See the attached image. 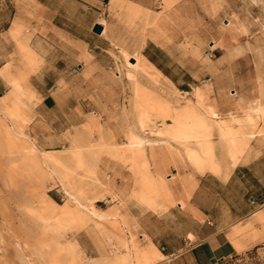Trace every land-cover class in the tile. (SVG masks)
<instances>
[{"label": "rangeland", "instance_id": "obj_1", "mask_svg": "<svg viewBox=\"0 0 264 264\" xmlns=\"http://www.w3.org/2000/svg\"><path fill=\"white\" fill-rule=\"evenodd\" d=\"M142 8L145 12L132 17L123 12L126 23L135 26L142 41L151 35L164 41V47L182 57L177 62L185 65L195 79L184 75V70L169 60H163V64L168 71H175L177 85L163 73L159 76L152 70L142 71L139 66L129 65L126 59L117 61L118 65L114 66L121 75L112 71L111 77L117 82L99 91L77 93L81 100L94 107L88 106L90 112L84 121L66 132L68 138L67 144L61 147L63 150L44 151L38 146L35 135L29 132L33 119L30 105L38 98L20 84L24 78H14L18 85L17 103L0 98V139L6 135L5 126L14 136L18 135V140L21 137L20 142L34 145V157L30 162L22 152L13 153L8 148L3 151L0 147V264H152L164 255L152 242L159 250V255H153L148 249L151 240L138 234L125 218L120 199L108 184V162H121L133 170L134 159H137L143 178L147 174L144 172L151 174L147 149L157 147L163 152L178 153L200 171H220L211 135H198L199 127L193 114L202 105L194 93L195 88L201 91L206 82L214 86L220 83L226 95L234 93L237 98L244 95L251 100L259 97L252 55L256 53L264 74V0H223L212 14L205 12L203 0H175L170 5L159 0L153 10ZM235 16L245 30L228 29ZM221 21H225V29L220 27ZM232 35L236 36L234 43ZM134 46L136 57L143 43ZM125 56L127 58V54ZM231 60L235 67L234 80L240 81L234 84L227 79ZM113 63L111 61L110 66ZM209 63L217 64L221 77L208 70ZM182 81H189L191 85ZM241 83L245 86L243 90ZM224 102V115L237 134L220 135L224 144L229 138L251 137L249 132L261 131L264 135V113L260 109L237 111L229 98ZM232 114H236V118ZM131 132L156 143L153 147L145 144L135 158L129 144ZM195 147L208 148L202 153L206 157L202 165L188 153ZM159 159V165L177 167V163L167 161L166 156ZM167 173L172 174L168 169L158 177L170 183ZM178 180L179 176L173 175L171 182ZM69 182L83 191L80 200L87 206L86 210L80 211L76 199L67 194ZM166 195L165 190L156 194L161 198ZM115 209L116 214H109L108 218L101 219L92 213L94 210L109 213ZM14 236L24 239V248L14 246Z\"/></svg>", "mask_w": 264, "mask_h": 264}, {"label": "crops", "instance_id": "obj_2", "mask_svg": "<svg viewBox=\"0 0 264 264\" xmlns=\"http://www.w3.org/2000/svg\"><path fill=\"white\" fill-rule=\"evenodd\" d=\"M128 1L153 10L159 0ZM128 1L0 0V96L12 89L13 78H24L20 84L38 98L30 105L29 132L44 151L63 150L66 132L84 121L88 106L94 107L77 93L117 82L112 71L117 76L121 71L114 65L125 54L135 60L137 43H143L140 53L176 85L175 71H168L163 60L176 62L195 79L164 41L152 35L142 41L135 26L126 23ZM97 24L100 32L94 30ZM211 139L220 171H200L178 153L147 149L155 180L168 169L172 173L166 174L169 194L154 196L155 207L139 196L137 159L133 170L121 162L107 164L108 184L120 196L125 218L164 255L152 264H264V135L251 137L235 162L220 135ZM162 156L177 167L159 165ZM173 175L179 180L171 182Z\"/></svg>", "mask_w": 264, "mask_h": 264}, {"label": "bare ground", "instance_id": "obj_3", "mask_svg": "<svg viewBox=\"0 0 264 264\" xmlns=\"http://www.w3.org/2000/svg\"><path fill=\"white\" fill-rule=\"evenodd\" d=\"M174 1L175 0H164V3L170 5ZM219 3L220 4L223 3V0H203L205 12L212 14L213 12L216 11V9H217L216 6L219 5ZM117 8H119V7H117ZM125 11H126V14L128 17H132L136 14L145 12V9L142 8V6L135 4L134 2L131 3L128 1V3L125 6ZM211 14H209V15H211ZM213 16L215 17V13ZM220 27L222 29L226 28L225 21L223 23L221 21ZM228 29L230 31H234V30L235 31H237V30L243 31V30H245L243 24L239 23L238 18L236 16L233 17V19L231 18ZM231 37H232L231 39L233 40V43H234L236 36L232 35ZM257 40H259V39H257ZM232 54H234V52H232ZM252 56H253V61L255 63V67H256V71H255L256 72V83L258 85V90L260 92V95L258 98L251 100L247 96H244V95H241L237 98L234 95V93L232 95H226L224 93V90L222 89V87H221L222 85L220 83H215V86H214L213 84L206 82L201 91L199 88H195L194 93L199 97V98H197V97L196 98L199 99L200 104L202 105L201 106L202 108H197V110L193 114L194 117L196 118V123L199 127L198 135H237L235 132H233L231 130L230 124H229L230 119L224 115V111L222 109L226 105L224 102L225 98H229L230 103L238 109L237 111L243 110L245 108H255V109H260L264 113V74H262V72L260 71L259 60H258L256 53ZM134 59L136 60L135 62H133L127 56L126 61L129 65H131L133 67L139 66V68L142 71L148 72V71L152 70L156 74H158L159 76L162 75V72L156 67V65L154 63H152L151 61H149L143 54H141V53L137 54L136 57L134 56ZM207 68L212 74H216L217 77H221V72L219 73L220 68H218L217 64H210L209 63V64H207ZM234 68H235L234 62L231 60V63L229 64V68L227 70L228 71L227 79L231 84L232 83L234 84V81H235L234 75H233V73L235 71ZM206 74H207V72H206ZM10 80H11V78H10ZM207 80H209V79H207ZM240 86H241L240 88L242 90L245 88L243 83H241ZM17 87H18V85H17L15 79L13 78L12 79V89L9 92H6L7 93L6 95L0 96V98L11 100V103H17V100H18V88ZM195 94H194V96H195ZM192 101L194 102V100H192ZM0 103H1V101H0ZM1 106H2V104H1ZM7 113L11 115L10 112H7ZM232 117L236 118V114H232ZM0 125L2 126V124H0ZM3 127L5 129V130L4 129L3 130L5 131L6 135H2L3 137H2V139H0V147L3 148L2 150L4 151V148H8V150L10 152H13V153H14V151H17L20 153L22 152L24 154V156H26L30 160V162L31 161L33 162L34 156H32V155H33V151H34V145L30 144V142H28V141H27L28 143L25 141L20 142L19 140L21 137L18 140V138H16V137H18V135L14 136L13 132H11L10 129H6L5 126H3ZM2 133H3V131H2ZM248 134L251 135V137H253L254 135H262L261 131H259L258 133L249 132ZM0 135H1V133H0ZM129 135H132L130 138L129 144L131 146V149L133 150V155L135 156V158H137L139 156V154L142 152L143 146L145 144H149L151 147H153L154 144L156 143V141H152L145 136H139V134H136L134 132L129 133ZM20 136H22V135H20ZM251 137L240 138L238 140L233 139V138H229V140H228V142H226L225 146L227 148V151H228L229 156L232 159V161L235 162L237 160L238 154L240 155V153L243 152L244 148L246 146H248L247 144H249L248 141ZM10 147H11V149H10ZM0 150H1V148H0ZM5 150H7V149H5ZM207 150H208L207 147H195L194 149L193 148L189 149L188 153L190 156H192L193 160L198 165H202L203 162H201V161H203L206 158L204 155H202V153H205V151H207ZM134 160H136V159H134ZM138 166H140V164ZM231 166H233V164ZM143 172H144V170H143ZM144 173H147V174L145 176H143V178L141 176L142 181H144V185H143L144 187L143 188L141 187L142 189L140 188L141 191L139 192V196L143 201H145L147 203L148 206H153L156 203V199L154 196H156L158 191L165 190V191H167V194H169V191L167 188L169 184L166 183L164 181V179H162V178L155 180L153 178V176L151 174H149L147 171ZM191 182H194V181L191 180ZM191 185L195 186L194 183ZM68 187L70 189L67 188L66 192H67V194L72 195V197L76 199L77 203L80 205L79 210L80 211L86 210L87 206H84L80 200V198H83V194H84L83 191L79 188L77 190L75 187V184L73 182H69ZM74 189H76L77 191L74 192ZM118 197H120V196H118ZM116 212H117V210L115 209V210H111L109 213L100 212V211H96V210H94L92 213H94L95 215H97L99 218L102 219V218H108L109 214L115 215ZM13 238H14V242L16 244L14 246H17L19 248L24 246V239L23 238H19L16 236H14ZM8 240H10V239H8ZM148 249L153 255H155V256L159 255L158 254L159 250L152 243V241L149 242ZM80 264H85V263H80ZM86 264H94V262H89Z\"/></svg>", "mask_w": 264, "mask_h": 264}, {"label": "water", "instance_id": "obj_4", "mask_svg": "<svg viewBox=\"0 0 264 264\" xmlns=\"http://www.w3.org/2000/svg\"><path fill=\"white\" fill-rule=\"evenodd\" d=\"M94 30L97 31V32H100L102 30V26L97 24L95 27H94Z\"/></svg>", "mask_w": 264, "mask_h": 264}]
</instances>
